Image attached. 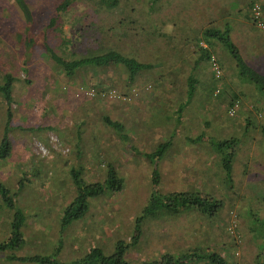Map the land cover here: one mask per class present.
<instances>
[{"label": "rangeland", "instance_id": "obj_1", "mask_svg": "<svg viewBox=\"0 0 264 264\" xmlns=\"http://www.w3.org/2000/svg\"><path fill=\"white\" fill-rule=\"evenodd\" d=\"M24 1L33 22L30 32L33 45L29 51L17 44L14 38L13 33L23 28L18 12L8 0H0V77L10 71L16 79L10 106L12 116L7 125V136L13 149L11 156L0 162V182L15 190L20 176L28 179L31 173L35 175L32 170L24 173L26 168L37 164L47 176L30 177L31 180L25 181L24 187L16 194L14 208L18 206L26 219L21 228L24 244L17 250L0 253V264H37L9 261L7 255L10 252L18 256L48 254L58 242V260L67 262L86 253L90 246L109 251L117 238L130 241L134 218L142 211L152 186L159 192L209 190L222 198L223 209L212 220L192 210L174 215L163 214L159 219L143 218L139 222L138 241L127 250L130 262L140 264L158 258L164 252L183 250L202 241L225 243L224 250L238 262L243 258L241 250L246 252L245 257L248 254L254 256L255 245L248 227L251 212L264 216V131L261 129L264 125V98L257 96L251 85L237 77L231 59L215 47L222 61L219 70L221 79L216 85L223 90V99L209 96L202 84L200 88H195L179 114L178 104L186 100L184 75L191 64V49L175 52L174 55L167 50L161 52L163 63L140 73L136 83H128L120 65L95 69L84 67L74 79H67L47 56L41 54L42 39L61 54L58 33L51 28L43 32V26L50 17L65 21L62 28L68 29L66 37L71 41L68 48L73 53L78 56L90 54L96 51V41L100 47H106L108 43L113 46L110 40L116 42L113 35L110 38L99 32L91 36L92 31L101 25L113 26L116 32L115 21L126 13L131 3L144 11L141 0H122L117 10L112 11L97 9L91 0H81L68 6L64 13L54 10L61 0ZM235 1L238 0H195L198 5L193 6L196 8L190 5L187 8L190 12L186 15L180 11L176 24L191 15L194 20L192 25L196 27L218 25L222 19L230 17L226 15V10ZM245 1L248 0L237 2V8L241 10L237 11L234 7L237 13L232 19L236 20V24L230 35L244 60L264 74V27H252L241 17ZM254 1L256 4L264 3V0ZM176 11L179 8L174 2H162V9H155L149 17L157 31L172 35L175 27L169 17ZM145 18L144 13L140 21ZM141 25L142 28L136 24L134 29L127 30L130 42L122 38L117 40L120 50L128 56L132 52L130 46L138 51L145 40L151 39L146 38L144 31L147 24ZM78 27L84 29L85 37L74 33ZM188 27H192L190 23ZM187 44L191 48L192 45ZM145 49H141L147 54L144 61L158 62V58L153 56L155 50ZM173 69L178 73L173 75ZM96 78L99 82L101 79L102 86L126 98L68 97V91L77 87L86 88L90 81H97ZM210 78L206 72L202 80L208 83ZM230 93H237L242 104L236 116H228L225 111V99ZM253 105L261 109L260 115L253 110ZM103 116L120 122L128 139L114 134L103 124ZM245 119L251 121L248 130H245ZM6 122L5 104L0 96V138ZM47 125L52 128L33 132L19 129ZM76 132H79L81 140ZM198 134H203L206 145L187 141ZM231 136L239 141L232 167V187L231 191H227L219 185V168L207 140ZM167 139L171 143L162 158L149 161L143 156ZM36 144L46 151L38 152ZM77 151L79 154H76ZM106 163H111L122 177L121 191L91 199L89 209L81 219L60 228L61 208L73 195L67 168L70 165L81 168L82 176L88 182L101 181ZM153 170L158 176L157 183L152 179ZM50 175L53 177L50 178ZM12 213L14 209L0 200V240L8 236ZM220 221H224L223 230L218 226ZM223 231L235 237L238 234L248 246L228 248L226 244L230 238Z\"/></svg>", "mask_w": 264, "mask_h": 264}, {"label": "trees", "instance_id": "obj_2", "mask_svg": "<svg viewBox=\"0 0 264 264\" xmlns=\"http://www.w3.org/2000/svg\"><path fill=\"white\" fill-rule=\"evenodd\" d=\"M81 0H61L54 8L56 12L64 13L68 6L72 3ZM97 9H104L105 11L117 10L119 4L122 0H91ZM126 0H123V2ZM136 0H134L135 2ZM9 4L13 6L19 14V19L23 21V28L16 30L14 34V38L17 44L21 45L24 50H30L33 45V38L30 36L31 27H32V16L29 10L28 5L24 0H8ZM144 8V11H141L136 6H131L126 10V13L115 21L118 30L115 32V28L113 26L95 28V31H92L91 36H95L97 33H102V35H109L110 38H116V42L109 41L113 43V46L108 45L106 47H100L98 42L96 41L94 53L90 54H82L76 55L73 53L71 49H69V43L71 42L69 38L66 37V33L68 29H63L62 24L65 22L61 19H56V17H50L47 22L43 26V32H46L47 29H53L58 33V45L60 48L61 54H58L54 51V49L49 46L45 39L41 40V54L47 56L48 59L51 60L53 65L62 71L63 75L67 79H74L76 73L84 68H107L111 65H120L124 69V73L126 75V80L128 83H136L137 78L140 76V73L143 71H149L152 67L161 65L163 63L161 52L170 51L171 55H174L175 52L184 51V49H191L193 53L191 64L188 66V71L184 75L185 87H184V95L186 99L183 102H180L177 107V112L180 114V109L183 105L187 104V101L193 95L195 88H200L202 84H204L206 92L209 96H217V98L223 99V90L219 89L216 82L221 79L220 75L217 76L215 71L212 69V66L215 65L218 70L221 69L222 61L220 55L215 50V47L224 52L232 61L237 77L242 81L249 85H251L257 96L260 98H264V74L260 71L256 70L254 66L250 63L246 62L242 57L239 49L234 44L231 38V31L234 28V24L236 20L232 19L234 15H236L238 10L241 8H237L239 0L232 5L228 6V10L226 15H229V18L222 19L221 23L218 25L212 24L210 26H199L196 27L194 24V20L191 15H188L185 18L181 19L179 24H176V21L180 19L179 12L182 11V14L186 15L190 11L187 8L192 6L193 4L198 5L195 0H141ZM162 2L166 4L175 3L176 7L179 8V11L171 14L169 19L172 24H174L175 31L167 34L166 32L157 31L156 27L153 25L150 20L151 12L155 11V9H162ZM254 0L245 1L243 4V15L241 16L246 22L250 23L252 27H256L258 29L264 27V3L258 2L254 3ZM138 5V2H137ZM140 7V5H139ZM142 7V6H141ZM234 7L236 9L234 10ZM224 9L221 10V13ZM256 11V13H254ZM146 14V18L140 21L141 15ZM220 13V14H221ZM143 18V17H142ZM147 24L146 29L144 31L147 33L146 38L150 37L151 39L145 40L144 45H140L138 51L131 48L132 52L131 56L126 55L124 50H120L118 47L119 38L126 40L125 42H130L131 40L127 37V30L134 29L135 25L138 24L141 28V24ZM191 24V28L188 27V24ZM70 27H73L71 23ZM196 25V24H195ZM145 28V27H144ZM84 29L78 27L74 30V33L80 34V36L85 37ZM191 32V34H190ZM188 33V34H186ZM46 34V33H45ZM44 34V35H45ZM188 36V37H187ZM88 37V36H87ZM45 38V37H44ZM108 38V40L110 39ZM161 38L164 40L162 41ZM95 40V38H94ZM106 40V41H108ZM99 41V39H98ZM115 43V44H114ZM191 44V48L188 47V44ZM144 48H152L154 52L155 59L158 58V62L156 61H144L145 56H147ZM146 50V49H145ZM146 50V51H147ZM151 50V49H150ZM215 55V57H214ZM212 61V62H211ZM173 72V73H172ZM208 72L211 77L209 82H203L202 77L204 74ZM173 75L178 73L175 69L171 71ZM97 79V78H96ZM100 79V78H99ZM16 79L13 77L10 71L3 73L0 77V96L5 104V118H7L6 125L2 131V135L0 138V162L5 161L7 158L11 156L12 152V142L7 136L8 130L7 125H9L8 121L11 119V111L10 106L13 101V90L14 83ZM174 81V80H172ZM91 82V83H90ZM89 85L86 88L75 89L74 91H68V97H78L83 96L86 98L90 97H107L101 96L105 92L112 90L105 88V85L95 80L90 81ZM172 83V82H171ZM100 86V88H99ZM92 90L93 95L89 96L85 94L86 91ZM84 91V92H83ZM227 101L226 105V114L228 116H236L238 110H240V106L242 105L237 93H230L229 96L225 99ZM236 103V106H234ZM253 110L257 114L260 115L261 109L253 105ZM232 111L230 114L229 112ZM264 114V112H263ZM261 114V115H263ZM103 124L107 125L109 129H111L114 134H117L120 137L126 139L127 135L123 131V127L120 122L116 120H111L107 116H103L101 118ZM251 126V121L245 119V130ZM52 126H36L34 129L30 127H19L21 130L33 132L34 130H46L51 129ZM264 131V125L261 128ZM78 135L77 138L81 140L82 137H79V132H76ZM40 137V136H39ZM203 134H198L194 138L187 139V141L191 143L200 144L203 141ZM238 138L235 136L226 137V138H215L208 139L207 144L211 150V152L215 155L216 164L219 168L220 172V181L219 185L223 186V188L227 191H231L232 187V167L233 162L237 153V144ZM171 140L167 139L163 142L159 143L155 150L150 153H145L143 156L145 158H149V161H153L155 159L162 158L165 150L170 146ZM202 144V143H201ZM205 144V143H204ZM206 145V144H205ZM132 148V147H131ZM130 148V149H131ZM133 149V148H132ZM263 152H264V140H263ZM76 154H79L77 151ZM77 156V155H76ZM32 172L31 176L29 175L28 179L25 177L18 178L16 183L15 190H10L4 184L0 182V200L9 208L14 209V213H12V219L9 223V233L8 236L0 240V253L4 251H14L17 250L20 246L24 244V238L21 233V228L25 225V216L18 208H14L15 197L16 194L24 187V182L30 181V177H35L39 175L47 176L46 171L42 169L38 164L30 165L24 173L27 171ZM154 171V170H153ZM54 174V173H53ZM67 174L69 177L70 184L72 186L73 195L71 200L66 202L62 206V211L60 212L59 217V227L64 228L71 224V222L81 219L89 209L90 200L94 198L100 197H108L114 193H119L123 187V179L117 174L116 169L111 163H106L105 165V173L104 177L101 181H86L82 176V169L79 167H74L70 165L67 168ZM26 176V174H25ZM53 175H50L52 178ZM152 179L157 183L158 176L154 171L152 175ZM154 183V184H156ZM153 184V185H154ZM152 186V185H151ZM156 186V185H155ZM151 191L146 200L145 205L142 208V211L139 213L137 217L134 218L133 226H132V235L130 237V241H125L124 238H117L112 243V249L105 251L99 246H90L86 253L82 254L79 257L74 259H70L67 262H60L58 260V245L53 251H48V254H33V255H15L11 253L7 255V260L9 261H20V262H33L37 264H133L127 259V250L133 247L137 241L138 236L140 234L139 222L145 219H159L163 216V214H176L181 211H194L199 216L204 217L205 219L212 220V218H216L217 215L223 209V200L221 197L216 196L209 190H193V191H183V190H173L167 192H159L156 187H150ZM259 203V201H258ZM254 212V211H253ZM251 212L250 225L248 227V231L251 233V237L253 238V242L255 245V254L252 256L248 254L246 257V252H243L242 260L236 261L233 260V255L224 250V244L217 242H209L206 243L198 242L195 244H191L190 246L184 248L183 250H179L176 252L167 251L161 254L158 258L143 261L140 264H264V216L257 215L256 212ZM59 213V212H58ZM221 222V221H220ZM223 222V223H222ZM218 226L219 228L224 229V221H222ZM221 229V230H223ZM224 232V231H223ZM230 238L228 240L227 247L234 249L240 248L243 246H248V243L240 240L239 235L235 236L229 235L228 232H224ZM223 249V251H222ZM222 253H221V251Z\"/></svg>", "mask_w": 264, "mask_h": 264}, {"label": "built area", "instance_id": "obj_3", "mask_svg": "<svg viewBox=\"0 0 264 264\" xmlns=\"http://www.w3.org/2000/svg\"><path fill=\"white\" fill-rule=\"evenodd\" d=\"M254 13H256V11L254 12ZM212 62V61H211ZM212 69L215 71V73H216V75L218 76L219 75V73H220V71L218 70V68L215 66V65H213L212 66ZM84 92V91H83ZM85 94H87V95H89V96H92L93 95V92H92V90H88V91H86L85 92ZM101 96H107V97H121L122 99H125L126 97H124V96H119V95H117V93L114 91V90H109V91H107V92H105L104 94H101ZM234 106H236V103H235V105ZM230 114L232 113V111H230L229 112ZM51 139H53V138H51ZM54 140V139H53ZM36 150L38 151V152H41V153H44L46 150H44V147H42V146H39L38 144H36Z\"/></svg>", "mask_w": 264, "mask_h": 264}]
</instances>
